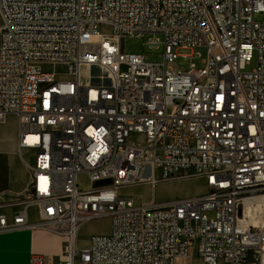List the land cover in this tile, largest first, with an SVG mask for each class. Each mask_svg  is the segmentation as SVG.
<instances>
[{
    "label": "built area",
    "instance_id": "built-area-1",
    "mask_svg": "<svg viewBox=\"0 0 264 264\" xmlns=\"http://www.w3.org/2000/svg\"><path fill=\"white\" fill-rule=\"evenodd\" d=\"M0 20V122L17 116L19 149L35 151L27 206L67 237L59 264H264V231L241 221L264 196V0H0ZM147 35L163 37L162 63L125 51ZM186 177L206 192L120 193ZM102 216L110 233L80 246L78 225ZM28 227L0 207V233Z\"/></svg>",
    "mask_w": 264,
    "mask_h": 264
},
{
    "label": "crops",
    "instance_id": "crops-1",
    "mask_svg": "<svg viewBox=\"0 0 264 264\" xmlns=\"http://www.w3.org/2000/svg\"><path fill=\"white\" fill-rule=\"evenodd\" d=\"M34 161L35 151L19 149L17 116L8 115L0 122V207L10 222L15 215L26 211L30 227L0 233V264H29L33 254L47 256L50 264H59L68 250L67 237L40 226V209L27 206L31 201L29 166ZM85 223L78 225L77 233Z\"/></svg>",
    "mask_w": 264,
    "mask_h": 264
},
{
    "label": "rangeland",
    "instance_id": "rangeland-1",
    "mask_svg": "<svg viewBox=\"0 0 264 264\" xmlns=\"http://www.w3.org/2000/svg\"><path fill=\"white\" fill-rule=\"evenodd\" d=\"M261 16H256V20L260 21ZM1 23V21H0ZM158 40L156 47L146 45V43L153 38ZM125 51L130 54H142L145 60L150 63H162L164 58V45L163 37L161 35H147L144 38L128 37L125 40ZM203 59L207 56V49H197ZM181 54H189L190 51L179 52ZM190 65L189 60L181 58L176 63L171 64L173 68L183 67L188 69ZM257 67V55L253 53L252 59L246 66L244 72L250 73ZM44 71L56 72L60 77H66L68 70L62 66H44ZM85 70L83 71V74ZM96 75V72H94ZM85 76V75H84ZM139 139V137H138ZM133 142L138 143L136 138L132 139ZM80 186L82 189H89L91 184L87 176L83 175L79 178ZM206 183L203 179L196 177H186L178 180L161 181L157 186L152 189L148 184H134L120 189V193L124 196H130L136 202L148 203L154 201L157 204L172 202L180 199L190 198L196 195L204 194L206 192ZM247 202L251 209V220L246 224L247 227H253L264 231V203L258 204L257 202ZM252 213V214H251ZM111 231V218L109 216H102L100 218L86 222L78 231V244L80 246L87 245L88 241L93 236L108 235ZM199 264L198 258L194 261Z\"/></svg>",
    "mask_w": 264,
    "mask_h": 264
},
{
    "label": "bare ground",
    "instance_id": "bare-ground-1",
    "mask_svg": "<svg viewBox=\"0 0 264 264\" xmlns=\"http://www.w3.org/2000/svg\"><path fill=\"white\" fill-rule=\"evenodd\" d=\"M31 139H33V138H31ZM248 201H250L248 203L249 205L251 204V202H257L258 204H262V203H264V196H256V197L245 199L244 208L246 207ZM250 212H251V209L249 206L246 209H244L243 216L241 217V221H242L243 225H246L251 220Z\"/></svg>",
    "mask_w": 264,
    "mask_h": 264
}]
</instances>
